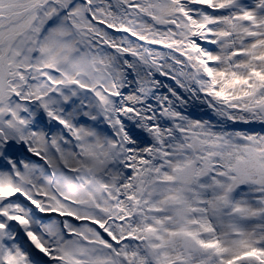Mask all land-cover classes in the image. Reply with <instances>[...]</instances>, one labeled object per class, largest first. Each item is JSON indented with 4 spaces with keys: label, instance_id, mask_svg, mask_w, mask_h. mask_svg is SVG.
I'll return each instance as SVG.
<instances>
[{
    "label": "snow or ice",
    "instance_id": "obj_1",
    "mask_svg": "<svg viewBox=\"0 0 264 264\" xmlns=\"http://www.w3.org/2000/svg\"><path fill=\"white\" fill-rule=\"evenodd\" d=\"M0 264H264V0H0Z\"/></svg>",
    "mask_w": 264,
    "mask_h": 264
}]
</instances>
